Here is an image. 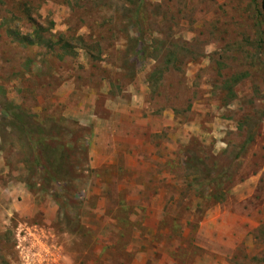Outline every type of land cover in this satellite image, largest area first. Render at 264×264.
<instances>
[{"label":"rangeland","instance_id":"1","mask_svg":"<svg viewBox=\"0 0 264 264\" xmlns=\"http://www.w3.org/2000/svg\"><path fill=\"white\" fill-rule=\"evenodd\" d=\"M259 1L0 0V264H264Z\"/></svg>","mask_w":264,"mask_h":264},{"label":"built area","instance_id":"2","mask_svg":"<svg viewBox=\"0 0 264 264\" xmlns=\"http://www.w3.org/2000/svg\"><path fill=\"white\" fill-rule=\"evenodd\" d=\"M28 247V246H27ZM27 247L19 248V264H39L40 259L36 256L35 253L28 251ZM18 253V252H17Z\"/></svg>","mask_w":264,"mask_h":264},{"label":"trees","instance_id":"3","mask_svg":"<svg viewBox=\"0 0 264 264\" xmlns=\"http://www.w3.org/2000/svg\"><path fill=\"white\" fill-rule=\"evenodd\" d=\"M259 5H260L261 14H262L263 19H264V0H260Z\"/></svg>","mask_w":264,"mask_h":264}]
</instances>
